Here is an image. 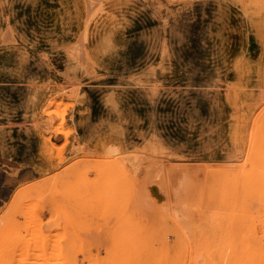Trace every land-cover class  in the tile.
<instances>
[{
	"label": "rangeland",
	"instance_id": "374dc122",
	"mask_svg": "<svg viewBox=\"0 0 264 264\" xmlns=\"http://www.w3.org/2000/svg\"><path fill=\"white\" fill-rule=\"evenodd\" d=\"M93 1L0 0V264H253L264 0Z\"/></svg>",
	"mask_w": 264,
	"mask_h": 264
},
{
	"label": "bare ground",
	"instance_id": "6f19581e",
	"mask_svg": "<svg viewBox=\"0 0 264 264\" xmlns=\"http://www.w3.org/2000/svg\"><path fill=\"white\" fill-rule=\"evenodd\" d=\"M95 1V0H94ZM93 1V2H94ZM93 4H95V3H93ZM99 4V3H98ZM97 4V5H98ZM160 4V3H159ZM92 5V4H91ZM96 7H100V4H99V6H95V8ZM89 10V9H88ZM96 12V11H95ZM100 12H102V11H100ZM104 12V11H103ZM107 12V11H106ZM113 16V15H112ZM114 17V16H113ZM74 47V46H73ZM72 52H74V51H72ZM79 52V51H78ZM77 53V52H76ZM83 54H84V52H83ZM75 56V55H74ZM80 56V55H79ZM83 61V60H82ZM81 61V62H82ZM86 61V60H85ZM264 122V121H263ZM259 124V123H258ZM260 132V131H259ZM252 135V134H251ZM254 136V135H253ZM253 139V138H252ZM261 143V142H260ZM255 144H253V146H254ZM256 147V146H255ZM236 148V147H235ZM252 148H254V147H252ZM256 148H260L259 146H257ZM261 149V148H260ZM259 149V150H260ZM237 150V149H236ZM249 150V149H248ZM254 150V153H255V155L257 154V152L255 151V148L253 149ZM257 150V149H256ZM238 154V153H237ZM252 156V155H251ZM255 157V156H254ZM259 157V156H258ZM242 158V157H241ZM261 159V158H260ZM248 159H247V157H246V161H247ZM250 160V159H249ZM239 162V161H238ZM241 162V161H240ZM249 162H252V161H249ZM224 163V162H223ZM253 163L254 162H252L251 164H249L250 166L252 165L253 166ZM256 163V162H255ZM260 163V162H259ZM246 164H247V162H246ZM256 165V164H255ZM259 165H261V164H259ZM206 166V165H205ZM245 166V165H244ZM210 167V166H209ZM232 167V166H231ZM236 167V166H235ZM234 167V168H235ZM249 167V166H248ZM181 168H182V166H181ZM187 168V167H186ZM246 168V167H245ZM193 169V168H192ZM234 170V169H233ZM243 170V169H242ZM229 171V170H228ZM249 171V170H248ZM247 171V172H248ZM245 172H246V170H245ZM250 172V171H249ZM198 173V172H197ZM251 173V176H249L248 178H249V194H248V199H249V205H250V212L251 213H253L254 211H256V212H258V213H260L261 215H262V217H263V221H264V167H257V168H253L252 169V171L250 172ZM226 174V173H225ZM224 174V175H225ZM230 174V173H229ZM241 174H244V173H241ZM167 175H168V173H167ZM211 175V174H210ZM233 175V174H232ZM231 175V176H232ZM247 175V174H246ZM227 176V175H226ZM225 176V177H226ZM248 176V175H247ZM198 177V176H197ZM210 177V176H209ZM222 177H224L223 176V174H222ZM222 177H221V179H222ZM246 177V176H245ZM192 178V177H191ZM241 178V177H240ZM242 178H244V177H242ZM241 178V179H242ZM196 179H199V178H196ZM210 179H212L211 177H210ZM223 180H224V178H223ZM228 180V179H227ZM239 180V179H238ZM197 181V180H196ZM199 181H202V179L201 180H199ZM218 181H220L221 182V180H218ZM248 181V180H247ZM187 182V181H186ZM203 182V181H202ZM201 182V183H202ZM220 182H219V184H220ZM223 182H225V181H222V184H224ZM243 182V181H242ZM169 183V182H168ZM197 183H198V181H197ZM239 183H240V181H239ZM193 184V183H192ZM218 183H216V185H217ZM180 185V187H181V184H179ZM195 185V184H194ZM197 185V184H196ZM175 187V186H174ZM179 187V186H178ZM188 187V186H187ZM195 188H196V186H194ZM194 187H193V189H194ZM202 187V186H201ZM200 188V187H199ZM203 188V187H202ZM202 188H200V189H202ZM220 188H221V185H220ZM223 188V187H222ZM248 188V187H247ZM178 189V188H177ZM196 190V189H195ZM223 189H221V191H222ZM246 190V189H245ZM176 191V190H175ZM182 191V190H181ZM194 191V190H193ZM184 192H186V191H184ZM202 192V191H201ZM238 192V191H237ZM173 193H174V191H173ZM190 193V192H189ZM193 193V192H192ZM195 193V192H194ZM226 193V192H225ZM225 193H223V195H225ZM228 193V192H227ZM226 193V194H227ZM238 194V193H237ZM170 195V194H169ZM177 195V194H176ZM179 195H181V194H179ZM191 195V194H190ZM201 195V194H200ZM230 195V194H229ZM184 196V195H183ZM198 196V195H197ZM237 196H240V195H237ZM168 197V196H167ZM201 197V196H200ZM188 198V197H187ZM186 198V200H188ZM196 198V197H195ZM195 198H193V196H192V203L193 204H195L194 203V201H197ZM224 198V197H223ZM183 199V198H182ZM195 199V200H194ZM226 199V198H225ZM247 199V198H246ZM194 200V201H193ZM198 200H199V198H198ZM237 200V199H236ZM242 200V199H241ZM170 201V200H169ZM201 201V200H200ZM210 201H212V200H210ZM239 201V200H238ZM180 202V201H179ZM186 202V201H185ZM187 202H190L191 203V197L189 196V200L187 201ZM240 202V201H239ZM244 202V201H243ZM200 203V202H199ZM202 203V202H201ZM236 203H237V201H236ZM242 203V202H241ZM243 204V203H242ZM241 204V205H242ZM168 205V204H167ZM187 205V204H186ZM186 205L184 206V207H186ZM238 205V207H239V203L237 204ZM246 205V204H245ZM248 205V204H247ZM247 205H246V207H247ZM248 205V206H249ZM181 206V205H180ZM237 207V208H238ZM240 207H242V206H240ZM194 208V207H193ZM245 208V207H244ZM244 208H241V209H243L244 210ZM175 209V208H174ZM195 209V208H194ZM206 209V208H205ZM208 209V208H207ZM239 209V208H238ZM171 210V209H170ZM187 211H189L188 210V207H187V209H186ZM185 210V211H186ZM199 210V209H198ZM246 210V209H245ZM182 211V210H181ZM191 211V210H190ZM177 212V211H176ZM197 212V211H196ZM190 213H193L192 211L190 212ZM226 213V212H225ZM228 213V212H227ZM227 213H226V215H227ZM182 214V213H181ZM197 214V213H196ZM229 214H230V216H231V214L232 213H230L229 212ZM249 214V213H248ZM247 214V215H248ZM177 215V214H176ZM175 215V216H176ZM198 215V214H197ZM199 215H200V213H199ZM201 215H204V214H202L201 213ZM234 215V214H233ZM246 215V216H247ZM218 216V215H217ZM243 216V215H242ZM251 216H252V214H251ZM179 216H177V218H178ZM226 217H228V216H226ZM225 217V219L227 220V218ZM233 217V216H232ZM261 217V218H262ZM186 218V217H185ZM197 218V217H196ZM202 218V217H201ZM229 218V217H228ZM248 218H249V216H248ZM252 218V217H251ZM175 219V218H174ZM194 219V218H193ZM229 219H231V218H229ZM233 219H234V217H233ZM253 219V218H252ZM173 220V219H172ZM221 220H223L222 218H221ZM243 220V219H242ZM248 220H250V219H248ZM175 221H177V220H175ZM181 221V220H180ZM224 221V220H223ZM230 221V220H229ZM244 221V220H243ZM242 221V222H243ZM256 221V220H255ZM226 222V221H225ZM245 222V221H244ZM258 222V221H257ZM256 222V223H257ZM181 223H182V221H181ZM227 223H228V221H227ZM224 224V223H223ZM243 224V223H242ZM258 224H259V222H258ZM200 225V224H199ZM225 225V224H224ZM244 225H245V223H244ZM260 225V224H259ZM247 226V225H246ZM256 226V225H255ZM263 227H264V224L262 225ZM242 227V226H241ZM258 227H261V225L260 226H258ZM258 227H257V229H258ZM262 227V228H263ZM188 228V227H187ZM256 228V227H255ZM190 229V228H189ZM188 229V230H189ZM235 228L233 227V231L232 232H234L235 230H234ZM256 229V230H257ZM204 230V229H203ZM231 230V229H230ZM182 231V230H181ZM258 231V230H257ZM262 231V233H261V238H260V233L258 234V232H257V235L259 236L258 238H260L261 239V244L259 245V246H255V247H253L254 249H252L251 251L253 252V256H254V263L253 264H264V229L263 230H261ZM190 232V231H189ZM205 232V231H204ZM259 232H260V229H259ZM200 233V232H199ZM236 232H234V234H235ZM237 233H238V231H237ZM247 233H249L248 231H247ZM190 234V233H189ZM192 234V233H191ZM233 234V235H234ZM242 234H243V232H242ZM193 235V234H192ZM204 235H205V233H204ZM241 235V234H240ZM246 235V234H245ZM239 235H237V237H238ZM189 237V236H188ZM198 237V236H197ZM196 237V238H197ZM205 237V236H204ZM236 237V236H235ZM206 238V237H205ZM244 238H246V237H244ZM247 238H248V235H247ZM186 239V238H185ZM193 239V238H192ZM233 239V238H232ZM234 239H236V238H234ZM238 239V238H237ZM195 240V239H194ZM213 240V239H212ZM226 240V239H225ZM238 240H240V238L238 239ZM247 240V239H246ZM241 241V240H240ZM181 242V241H180ZM192 242H193V240H192ZM223 242V241H222ZM233 242V241H232ZM231 242V243H232ZM257 242H259V239H258V241ZM189 243V242H188ZM203 243L205 244V242L203 241ZM234 243H236V241L234 242ZM237 243H239L238 241H237ZM245 243V242H244ZM184 244H186V243H184ZM253 244V243H252ZM166 245V244H165ZM176 245V244H175ZM238 245V244H237ZM258 245V244H257ZM233 246V245H232ZM239 246V245H238ZM245 246H246V244H245ZM187 247H188V245H187ZM199 247V246H198ZM203 247V246H202ZM235 247V246H234ZM166 248V247H165ZM189 248V247H188ZM187 248V249H188ZM191 248V247H190ZM195 248V250H196V247H194ZM186 249V250H187ZM202 249V248H201ZM226 249V248H225ZM239 249V248H238ZM224 250V249H223ZM245 250H246V248H245ZM199 251V250H198ZM206 251H208V250H206ZM157 252H158V250H157ZM161 252V251H160ZM160 252H158V253H160ZM194 252V251H193ZM234 252V251H233ZM209 253V252H208ZM236 253V252H235ZM161 254V253H160ZM217 254V253H216ZM236 255V254H235ZM156 256V255H155ZM190 256H191V254H190ZM163 257V256H162ZM215 259H217V262H218V255H215ZM208 258V257H207ZM193 259V258H192ZM197 259V258H196ZM195 259V260H196ZM220 261V260H219ZM234 261V260H233ZM240 262V261H239ZM250 262H251V260H250ZM157 263V262H156ZM163 264H164V262H163ZM239 264V263H238Z\"/></svg>",
	"mask_w": 264,
	"mask_h": 264
}]
</instances>
